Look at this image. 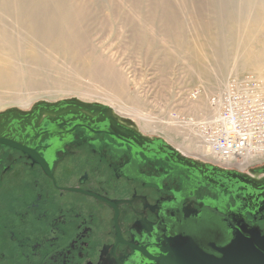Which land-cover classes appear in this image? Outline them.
Listing matches in <instances>:
<instances>
[{
    "label": "flooded vegetation",
    "instance_id": "flooded-vegetation-1",
    "mask_svg": "<svg viewBox=\"0 0 264 264\" xmlns=\"http://www.w3.org/2000/svg\"><path fill=\"white\" fill-rule=\"evenodd\" d=\"M7 109L0 264H150L182 234L212 253L236 235L264 238V163L189 165L164 137L104 107Z\"/></svg>",
    "mask_w": 264,
    "mask_h": 264
},
{
    "label": "bare ground",
    "instance_id": "bare-ground-1",
    "mask_svg": "<svg viewBox=\"0 0 264 264\" xmlns=\"http://www.w3.org/2000/svg\"><path fill=\"white\" fill-rule=\"evenodd\" d=\"M128 1L0 0V109L8 108V106L9 108L15 106L22 110L30 108L35 98L22 95L19 90L29 83H34L35 85L41 81V76L45 78L44 73L53 74V72H56V70L59 69L58 63H71L74 67L73 72L71 71L72 75L79 76L85 74L91 78L92 82L97 81L95 84L97 85L96 88L98 91L92 90L91 88H87L88 90H83L81 88L79 90L74 89L75 94L77 93L80 99L89 102L98 101L108 104L121 116L133 119L141 130L151 134L161 132V134H164L170 141L164 136L162 137L176 146L180 151L182 150V152L184 151L189 156L198 157L206 162L211 161L213 163L214 159H216L215 156L212 155L205 144L203 137L196 133L193 124H188L189 122L185 124V126L193 128V130L192 128L190 129L192 133L189 131L190 134H187L186 137L183 135L185 137V142L175 141L180 133L178 131V125L171 122L166 123L163 127L157 126L153 121L154 117L149 116V113H143V111L140 110L141 107L139 109V107L137 108L135 106L138 100L135 101L134 97L136 96H133V92L130 93L128 89L130 83L136 86V83L133 82V77L132 79L125 77L122 72V70L125 69H123V66L121 69V66L116 62L117 60L113 54V50V53H110L103 49L104 47L101 45L103 38L101 32L103 28L108 25L106 23L107 20L113 17V15H116L117 12L115 10H117V7L120 8L123 6V3H125L126 6V4L129 3ZM247 4H250V11H252L251 18L246 22L248 23L246 26V29H248L246 44L248 46L245 47L241 55L239 54L238 57L237 55L235 56L234 63L231 67L232 69L230 68L231 71L229 73L235 74L234 77L238 79V77L243 78L239 73L249 71L253 73V77L256 81L264 84V0H247ZM135 7L136 5H134V8ZM123 13L125 14V12ZM131 14L132 13H130V16ZM117 17L118 15H116V18ZM124 19L126 20V18ZM135 19L137 20V18ZM147 19L145 20L146 22ZM139 22H136V25ZM151 23H153V21ZM150 25L151 24H149V27ZM233 25L232 22L230 25L232 30L234 28ZM246 29L245 32L247 31ZM253 31H255V33H253ZM141 32L143 34V31ZM152 33L150 32V34ZM196 33L190 37L198 36L201 38L199 31ZM138 35L136 34L137 39L139 37ZM181 36L178 38L176 37V39L179 43L181 42L183 44L185 43L183 42L184 37L180 38ZM165 37L168 38L169 36ZM203 43L201 41V44ZM189 44L190 42L186 41V44H184L185 49H187V51H192L191 49L194 46L193 44L189 46ZM128 71L129 70L126 72ZM213 73L215 72L213 71ZM197 79L199 80V76ZM201 83L205 88L204 91H212L211 89H219V87L226 82L225 78L219 77L216 82L206 79ZM228 83L229 82H227L226 85H228ZM184 106L190 110L189 112H193L197 118L208 120L206 122H210L217 114V108L213 107L209 101L206 99L204 100L202 97L199 100L193 99L192 101H186ZM159 129L166 130L160 131ZM255 157L257 156H248L244 162H238L237 165L239 166L237 169L243 170L250 166L264 163V157L259 159H255Z\"/></svg>",
    "mask_w": 264,
    "mask_h": 264
},
{
    "label": "rangeland",
    "instance_id": "rangeland-1",
    "mask_svg": "<svg viewBox=\"0 0 264 264\" xmlns=\"http://www.w3.org/2000/svg\"><path fill=\"white\" fill-rule=\"evenodd\" d=\"M128 2L126 6L123 3V6L116 8L117 18L116 15H113L114 18L107 17L109 19L106 23L109 27L107 25L101 32L103 37L101 45L106 52L113 53L114 51L116 62L121 66V69L122 66L125 69L122 70L125 77L130 79L133 77L136 86L130 83L128 89L130 93L133 92V96H136L134 97L135 101L138 100L136 102L138 105L135 106L139 109L141 107L140 110L143 113H149V116L154 117L153 121L157 126L163 127L166 123L171 122L178 125V131L181 134H178L179 136L176 137L177 140L175 141L185 142L186 135L192 133L190 131L192 127L185 126L186 123L197 125L208 121L204 118H197L193 112H189L190 110L184 106L186 101L199 100L202 97L210 102L212 96L219 94L226 88L227 82L236 79L235 74L229 72L232 69L235 56L241 55L245 47L248 46L246 44L248 33L246 26L248 23L246 22L252 14L250 4H247V0H130ZM134 5H136L135 8ZM134 10L139 13L137 14ZM129 12L132 13V18ZM145 18L150 19H147L146 22ZM152 21L153 23H151ZM136 22H139L137 23L138 26ZM232 22L234 24L233 30L230 27ZM144 23L147 25L145 26ZM149 24H151L150 27ZM135 29L139 31L136 32ZM198 31L201 38L198 36L190 37ZM150 32L153 33L150 34ZM135 33L139 34L140 38L137 39ZM165 36H169V39ZM179 36H181L180 38L184 37L183 42L185 43H179L176 39ZM186 41L190 42L189 46L193 44L192 51L185 49ZM201 41L202 43L204 41V45L201 44ZM70 64L58 63L59 69L56 72L53 74L44 73L45 78L41 76V81L35 85L34 83L27 84L19 90L20 93L35 98L34 103L41 99L56 101L74 96L79 97L77 93L75 94L74 89L88 90L91 88L98 91L95 84L97 81L92 82L88 75H72L74 67ZM127 70L129 71L126 72ZM239 75L244 77L253 75V73L246 71L239 73ZM198 76L199 80L197 79ZM219 77L225 78L226 83L219 89L204 91L202 81L207 79L216 82ZM241 78L238 77V79ZM195 91L199 92L196 97L192 95ZM5 109H0V111ZM200 119L203 121H199ZM159 130L165 131L166 129ZM196 133L199 134L198 130ZM155 134L167 138L161 132ZM262 157L264 155L257 156L255 159Z\"/></svg>",
    "mask_w": 264,
    "mask_h": 264
},
{
    "label": "built area",
    "instance_id": "built-area-1",
    "mask_svg": "<svg viewBox=\"0 0 264 264\" xmlns=\"http://www.w3.org/2000/svg\"><path fill=\"white\" fill-rule=\"evenodd\" d=\"M210 103L216 116L194 127L215 156L213 164L237 169L246 157L264 155V84L253 75L233 79Z\"/></svg>",
    "mask_w": 264,
    "mask_h": 264
},
{
    "label": "water",
    "instance_id": "water-1",
    "mask_svg": "<svg viewBox=\"0 0 264 264\" xmlns=\"http://www.w3.org/2000/svg\"><path fill=\"white\" fill-rule=\"evenodd\" d=\"M60 103L104 107L106 110L117 115L114 108L108 104L98 101L89 102L76 96L56 101L41 99L32 105H57ZM20 110V108L14 106L4 112L17 113ZM4 112H1V114H4ZM120 118L137 125L131 118L123 116ZM0 141L4 142L3 140ZM170 147L178 153L179 158L185 160L189 165L209 166L213 169L224 170L222 166L203 161L196 157L185 156L179 149L173 146ZM226 169L236 171L235 169ZM215 251L217 253H212L205 249L193 235L182 234L166 241L161 246L159 255L150 256V264H264V238L256 233H251L248 236L236 235L229 244L221 248H215Z\"/></svg>",
    "mask_w": 264,
    "mask_h": 264
}]
</instances>
